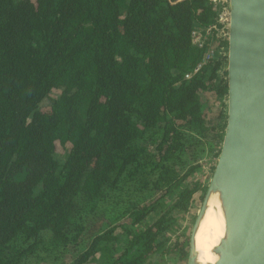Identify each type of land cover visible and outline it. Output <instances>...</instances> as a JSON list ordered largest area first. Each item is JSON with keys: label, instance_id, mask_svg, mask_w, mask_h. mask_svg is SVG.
Instances as JSON below:
<instances>
[{"label": "trees", "instance_id": "obj_1", "mask_svg": "<svg viewBox=\"0 0 264 264\" xmlns=\"http://www.w3.org/2000/svg\"><path fill=\"white\" fill-rule=\"evenodd\" d=\"M216 11L0 0V264L186 262L178 216L226 123V55L203 61L191 37Z\"/></svg>", "mask_w": 264, "mask_h": 264}, {"label": "water", "instance_id": "obj_2", "mask_svg": "<svg viewBox=\"0 0 264 264\" xmlns=\"http://www.w3.org/2000/svg\"><path fill=\"white\" fill-rule=\"evenodd\" d=\"M225 6L226 123L184 264H199L196 235L213 195L224 230L209 264H264V0H225Z\"/></svg>", "mask_w": 264, "mask_h": 264}, {"label": "bare ground", "instance_id": "obj_3", "mask_svg": "<svg viewBox=\"0 0 264 264\" xmlns=\"http://www.w3.org/2000/svg\"><path fill=\"white\" fill-rule=\"evenodd\" d=\"M224 219L220 202L216 195L209 200V207L202 224L196 235V249L199 264L213 263L216 256L215 250L219 247L220 238L223 235ZM260 258L262 248H260Z\"/></svg>", "mask_w": 264, "mask_h": 264}, {"label": "flooded vegetation", "instance_id": "obj_4", "mask_svg": "<svg viewBox=\"0 0 264 264\" xmlns=\"http://www.w3.org/2000/svg\"><path fill=\"white\" fill-rule=\"evenodd\" d=\"M213 24H215L216 27H218V28L222 27V25L218 22V13H217V11H216V14H215L214 22H212L209 25H213ZM209 25L207 27H205L204 29H202V28L193 29V31H197L198 32L196 34V37H197V40H198V36H200L199 37V41L202 42V45L198 46V44L196 43L197 41H195V35L193 36L192 33H191L192 43L198 48H202V49L204 48L205 49L203 57L213 47H214V55L215 54H219L220 56L227 55V28H228V23L224 27L225 31H226V34L225 35H220V36H218V30L219 29H214V30L211 29V30H209ZM224 41H226V46L224 44ZM206 44L208 45L207 47H206ZM212 57H210L209 59H211ZM209 59H207L205 61H208ZM224 70H226V68H224ZM197 71L193 70V73H195ZM221 75L223 76V73Z\"/></svg>", "mask_w": 264, "mask_h": 264}, {"label": "rangeland", "instance_id": "obj_5", "mask_svg": "<svg viewBox=\"0 0 264 264\" xmlns=\"http://www.w3.org/2000/svg\"><path fill=\"white\" fill-rule=\"evenodd\" d=\"M58 92H59L58 90H54L53 96H55ZM217 108H219V107H216V111H217ZM42 110L49 111V107L47 105H45L42 108ZM208 112H207V114H208ZM67 147H68V145H67ZM65 151H66V149L63 146H61L59 142H56V154H57V157L60 160H62L65 157ZM208 166H209V164L207 162H205L204 163V167L201 169V172H199L196 175L195 179H201L203 181H206L207 180V177H208V172L205 171L204 174H203V171L206 168H208ZM195 198H196V201L198 202V204L200 205V202H201L202 198H200V193L199 192L196 194ZM199 205H198V207H199ZM198 207L197 208L196 207L193 208L192 211H191V213L189 215H187L183 219H181L182 218V215L181 214H180L181 217L178 216V219H179L178 220V222H179V228L187 227V229H186L187 237H189V234H190V231H191V228H192L194 219H195L196 214H197Z\"/></svg>", "mask_w": 264, "mask_h": 264}, {"label": "built area", "instance_id": "obj_6", "mask_svg": "<svg viewBox=\"0 0 264 264\" xmlns=\"http://www.w3.org/2000/svg\"><path fill=\"white\" fill-rule=\"evenodd\" d=\"M209 1L215 7V9L217 10V13H218V22L222 25L221 28L216 27L215 24L209 25V30H211V29L212 30L219 29L218 30V36L225 35L226 34V31H225V28L224 27L228 23V15H227L226 6H225V0H209ZM197 33H198L197 31H193L192 32V35L193 36L195 35V41H197L196 43L198 44V46H201L202 45V42L199 41V37L200 36H198V40H197V37H196V34ZM213 55H214V47L212 49H210L209 52L204 55L203 61L209 59ZM202 62H199L196 65L194 71H197L201 67ZM190 74L191 73H187L185 75V77H190Z\"/></svg>", "mask_w": 264, "mask_h": 264}, {"label": "clouds", "instance_id": "obj_7", "mask_svg": "<svg viewBox=\"0 0 264 264\" xmlns=\"http://www.w3.org/2000/svg\"><path fill=\"white\" fill-rule=\"evenodd\" d=\"M185 78H190V77H185Z\"/></svg>", "mask_w": 264, "mask_h": 264}]
</instances>
